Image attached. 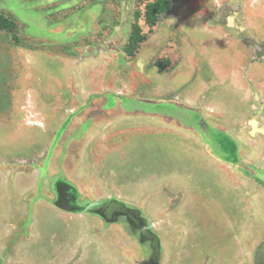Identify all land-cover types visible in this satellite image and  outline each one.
<instances>
[{
    "label": "rangeland",
    "instance_id": "obj_1",
    "mask_svg": "<svg viewBox=\"0 0 264 264\" xmlns=\"http://www.w3.org/2000/svg\"><path fill=\"white\" fill-rule=\"evenodd\" d=\"M147 1L0 0V264H264V0Z\"/></svg>",
    "mask_w": 264,
    "mask_h": 264
},
{
    "label": "trees",
    "instance_id": "obj_2",
    "mask_svg": "<svg viewBox=\"0 0 264 264\" xmlns=\"http://www.w3.org/2000/svg\"><path fill=\"white\" fill-rule=\"evenodd\" d=\"M171 7V0H150L143 6L142 17L144 23L151 29L159 20L160 16L167 14ZM139 12L135 11L133 15V22L130 26L125 52L133 55L135 48L146 39V35L141 32V27L138 24ZM15 29L14 20L0 13V30L12 32V37ZM16 39V38H14Z\"/></svg>",
    "mask_w": 264,
    "mask_h": 264
}]
</instances>
